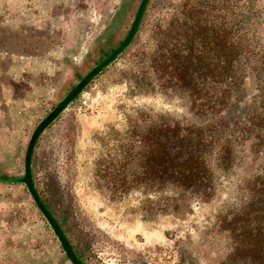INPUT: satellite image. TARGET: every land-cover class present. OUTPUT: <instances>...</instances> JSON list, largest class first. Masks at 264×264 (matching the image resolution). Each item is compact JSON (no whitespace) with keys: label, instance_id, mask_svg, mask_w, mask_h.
Wrapping results in <instances>:
<instances>
[{"label":"rangeland","instance_id":"1","mask_svg":"<svg viewBox=\"0 0 264 264\" xmlns=\"http://www.w3.org/2000/svg\"><path fill=\"white\" fill-rule=\"evenodd\" d=\"M140 3L0 0V264H69L22 183L25 148L56 103L122 43ZM167 3L150 0L145 15L154 17L126 53L42 133L34 151L38 188L54 214L65 215L63 229L85 264H184V258L190 264H264L262 236L249 241L240 232L243 212L261 206L264 144L232 141L226 161L213 168V202L181 217H143L141 198L112 201L95 183L96 165L115 148L101 137L124 126L126 114L141 109L193 118L180 91L132 93L149 65L143 55L154 48V26L167 17ZM235 4L241 19L248 7L257 9L252 17L261 13L257 28L264 33V0ZM252 92L247 82L230 118L245 114ZM248 224L264 234L263 220Z\"/></svg>","mask_w":264,"mask_h":264},{"label":"trees","instance_id":"2","mask_svg":"<svg viewBox=\"0 0 264 264\" xmlns=\"http://www.w3.org/2000/svg\"><path fill=\"white\" fill-rule=\"evenodd\" d=\"M233 4L234 0H168L162 6L167 17L154 26V48L143 53L149 65L141 73V82L134 81L137 89L132 93L180 91L189 99L193 118L176 119L137 109L125 115L124 126L101 137L115 147L107 160L95 167V183L109 200L131 195L141 198L147 205L143 217L187 215L213 202V168L226 161L232 141L264 144V33L257 28L261 13L253 18L257 9L248 7L249 16L241 19L238 5ZM152 15L144 14L134 39ZM247 82L253 91L247 110L240 119L230 118L228 111ZM33 168L34 152L31 170L35 188L66 235L65 215L60 220L45 202ZM260 184L261 206L254 213L243 212L244 225L240 227L249 241L259 236L264 239L259 230L248 227L253 220L264 222V175ZM67 239L85 264V254H78ZM183 263L190 264V260L184 258Z\"/></svg>","mask_w":264,"mask_h":264},{"label":"water","instance_id":"3","mask_svg":"<svg viewBox=\"0 0 264 264\" xmlns=\"http://www.w3.org/2000/svg\"><path fill=\"white\" fill-rule=\"evenodd\" d=\"M149 2L150 0H141L132 25L122 43L110 55L96 64L93 69H91L82 79H80L77 84L74 85V87L67 94H65L60 101L56 103V105L50 110V112L33 129L25 148L22 183L33 204L35 205L38 212L59 243L61 250L69 264L83 263L76 256L65 233L60 228L59 224L52 216V214L46 208L37 192V189L35 188L31 170V160L34 152V147L42 133L58 118V116H60L70 106V104L86 88L90 81L96 78L104 70H106L111 64H113L126 52L139 29Z\"/></svg>","mask_w":264,"mask_h":264}]
</instances>
